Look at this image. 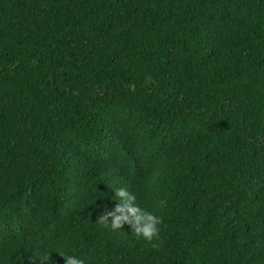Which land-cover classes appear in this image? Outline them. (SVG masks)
Instances as JSON below:
<instances>
[{"label": "trees", "instance_id": "trees-1", "mask_svg": "<svg viewBox=\"0 0 264 264\" xmlns=\"http://www.w3.org/2000/svg\"><path fill=\"white\" fill-rule=\"evenodd\" d=\"M44 254L264 264V0H0V264Z\"/></svg>", "mask_w": 264, "mask_h": 264}, {"label": "clouds", "instance_id": "clouds-1", "mask_svg": "<svg viewBox=\"0 0 264 264\" xmlns=\"http://www.w3.org/2000/svg\"><path fill=\"white\" fill-rule=\"evenodd\" d=\"M115 198L118 201L114 211H105L98 218V222L105 227L111 225L113 229H120L122 225L131 226L132 234L136 237H143L151 243L153 240L159 241L160 227L162 219L151 212L141 209L135 204V196L129 194L126 188L115 190ZM158 244H153L157 247ZM65 264H83V261L73 257H63ZM50 254H44L40 258V264H48Z\"/></svg>", "mask_w": 264, "mask_h": 264}]
</instances>
